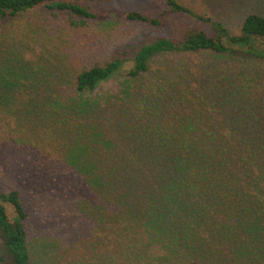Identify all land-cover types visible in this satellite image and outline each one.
Returning a JSON list of instances; mask_svg holds the SVG:
<instances>
[{"label":"trees","instance_id":"16d2710c","mask_svg":"<svg viewBox=\"0 0 264 264\" xmlns=\"http://www.w3.org/2000/svg\"><path fill=\"white\" fill-rule=\"evenodd\" d=\"M164 2L167 7L156 16L138 10H123L121 16L153 28L163 27L170 16L184 17L212 34L189 28L178 36L145 35L103 65L81 70L74 82L78 96L121 74L127 83L98 104L76 98L50 102L61 117L85 121L74 129L77 144L91 134L86 151L71 145L69 160L96 200H105L96 209L108 216L107 230H120L131 241L123 246L132 264H264V113L256 112L264 101L255 98L261 85L251 83L252 92L240 91L233 101L219 95L211 105L196 86L181 85L169 112L163 105L165 84L155 80L149 92L137 93L130 83L150 76L151 60L169 53L209 51L264 60V18L248 14L232 34L177 0ZM37 7L80 22L98 18L78 0H0V19ZM180 107L184 113H178ZM28 219L18 190L0 192V264H31Z\"/></svg>","mask_w":264,"mask_h":264},{"label":"rangeland","instance_id":"374dc122","mask_svg":"<svg viewBox=\"0 0 264 264\" xmlns=\"http://www.w3.org/2000/svg\"><path fill=\"white\" fill-rule=\"evenodd\" d=\"M78 1L89 6L98 18L80 22L66 12L37 7L0 19V192L18 190L28 212L31 264H132L123 246L131 241L120 230H107L108 216L96 209L105 200H96L89 182L68 157L75 146L84 151L89 148L85 140L91 136L90 131L77 144L74 130L85 121L61 117V111L50 102L75 98L87 104L105 101L107 94L127 83L122 74L79 96L74 93L76 75L103 65L114 52L141 41L145 35L178 36L189 28L212 33L204 24L184 17L170 16L163 27L153 28L121 16L123 10L156 16L167 7L164 0ZM177 1L196 14L221 22L232 34L239 33L248 14L264 18V0ZM29 66L33 71H26ZM129 67L125 66L123 72ZM155 80L167 88L162 98L169 112L179 99L175 91L181 85L183 89L196 86L204 94L205 103L211 105L219 95L233 101L240 91L252 92L254 83L263 89H258L260 94L255 98L264 101V60L209 51L169 53L151 60L150 76L130 83L142 93L149 92ZM41 102L47 106L41 107ZM258 106L256 112L264 113V107ZM185 110L180 107L178 113ZM99 139L100 150L103 143ZM6 209L12 218L13 209L9 205Z\"/></svg>","mask_w":264,"mask_h":264}]
</instances>
